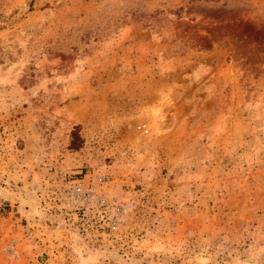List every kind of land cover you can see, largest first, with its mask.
<instances>
[{
    "label": "rangeland",
    "instance_id": "rangeland-1",
    "mask_svg": "<svg viewBox=\"0 0 264 264\" xmlns=\"http://www.w3.org/2000/svg\"><path fill=\"white\" fill-rule=\"evenodd\" d=\"M0 264H264V0H0Z\"/></svg>",
    "mask_w": 264,
    "mask_h": 264
},
{
    "label": "trees",
    "instance_id": "trees-1",
    "mask_svg": "<svg viewBox=\"0 0 264 264\" xmlns=\"http://www.w3.org/2000/svg\"><path fill=\"white\" fill-rule=\"evenodd\" d=\"M74 135V134H73ZM76 138L75 137H73V143H72V146H73V148H77L78 147V145L76 144V145H74V140H75Z\"/></svg>",
    "mask_w": 264,
    "mask_h": 264
}]
</instances>
